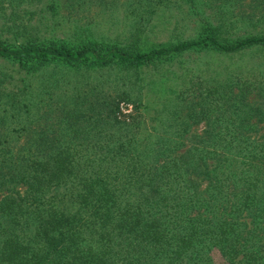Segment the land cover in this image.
I'll return each mask as SVG.
<instances>
[{
    "label": "trees",
    "instance_id": "16d2710c",
    "mask_svg": "<svg viewBox=\"0 0 264 264\" xmlns=\"http://www.w3.org/2000/svg\"><path fill=\"white\" fill-rule=\"evenodd\" d=\"M59 1L0 0V264H215L214 250L227 264H264L263 151L245 149L239 179L225 165L214 174L207 161H225L224 148L247 140L209 134L158 168L155 161L189 141L192 114L172 111L174 131L148 126L142 113L112 131L119 123L114 103L90 90L60 92L57 76L109 67L123 79L190 50L264 48V32H254L264 29V11L246 25L253 27L248 34L228 35L236 26L217 10L198 37L153 44L146 24L166 8L161 0H99L104 12L122 6L130 20L122 37L81 21L63 29ZM83 1L93 0L68 3L78 8ZM221 90L217 104L244 103L242 90ZM200 175L207 181L202 193L193 180Z\"/></svg>",
    "mask_w": 264,
    "mask_h": 264
},
{
    "label": "rangeland",
    "instance_id": "374dc122",
    "mask_svg": "<svg viewBox=\"0 0 264 264\" xmlns=\"http://www.w3.org/2000/svg\"><path fill=\"white\" fill-rule=\"evenodd\" d=\"M193 1L195 6L189 3L191 0H161L160 6L166 8L158 10L146 24L145 36L149 41L156 44L194 39L198 37V29L207 16L210 19L217 18V10H226V19L234 22L236 27H228L226 32L234 38L248 34L253 27L246 25L255 21L264 11L260 0ZM59 2L58 20L62 22L60 26L63 29L71 22L81 21L89 23L107 36L122 37L130 22L121 5L118 7L120 9L104 12L99 0L91 3L83 1L78 8L69 6L68 0ZM262 27L254 28V32H264ZM62 28L58 27L59 34ZM57 74L62 87L60 92L90 90L99 100L114 103L115 119L119 123L115 122L117 127H112V131L118 130V127L120 129L123 123H129L139 113L143 114L147 125L155 126L157 131H174L179 121L175 120L172 111H179L183 118H189L192 114L190 126L185 132L189 141L173 151L168 158L155 161L158 168L165 163L173 165L185 155L189 147L199 143V138L209 134H233L247 140L239 143L235 149H229V146L224 148V154L219 155V158L225 161L219 162L217 157L207 161V169L214 171V174L217 166L225 165L236 171L237 177L233 179H239L242 170L246 168V148L263 151L264 157V48H252L235 54L190 50L175 56L165 66L142 68L137 77L129 74V77L123 79L115 69L109 67L101 70L62 69ZM224 86L234 93L242 90L244 103L229 108L223 102L217 104V89L221 92ZM164 98L170 100L171 111L163 113L161 119ZM53 118L54 115L49 117L48 124L54 123ZM227 172L231 174V171ZM193 180L200 193L207 188V181L202 175L193 177ZM227 192L231 195V191ZM211 255L215 264H227L217 251L214 250Z\"/></svg>",
    "mask_w": 264,
    "mask_h": 264
}]
</instances>
